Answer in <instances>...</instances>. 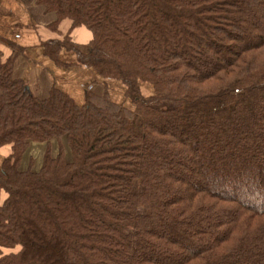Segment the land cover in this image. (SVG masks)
Masks as SVG:
<instances>
[{"label":"trees","instance_id":"obj_1","mask_svg":"<svg viewBox=\"0 0 264 264\" xmlns=\"http://www.w3.org/2000/svg\"><path fill=\"white\" fill-rule=\"evenodd\" d=\"M38 4L125 101L41 99L0 52V264H264V0Z\"/></svg>","mask_w":264,"mask_h":264},{"label":"crops","instance_id":"obj_2","mask_svg":"<svg viewBox=\"0 0 264 264\" xmlns=\"http://www.w3.org/2000/svg\"><path fill=\"white\" fill-rule=\"evenodd\" d=\"M55 20L38 0H0V52L3 62L16 57L14 77L24 80L30 91L41 99L47 98L56 87L83 105L88 91L102 97L109 89L113 99L123 103L124 88L115 82H104L93 69L78 65L74 52L61 51L58 61L45 54L44 44L56 38V29L51 27ZM70 28L71 23L65 21L58 30L65 35ZM72 38L75 43L86 46L91 33L78 28ZM10 153L8 147L0 149V166ZM6 199L7 194L1 192L0 207Z\"/></svg>","mask_w":264,"mask_h":264},{"label":"rangeland","instance_id":"obj_3","mask_svg":"<svg viewBox=\"0 0 264 264\" xmlns=\"http://www.w3.org/2000/svg\"><path fill=\"white\" fill-rule=\"evenodd\" d=\"M150 91L152 92V88L149 85H144L143 86V93L149 94ZM162 105H160V107L162 108H179L181 107L179 104H173V103H168V102H163L161 103Z\"/></svg>","mask_w":264,"mask_h":264}]
</instances>
